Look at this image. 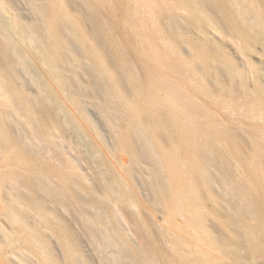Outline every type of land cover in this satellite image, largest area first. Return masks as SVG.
<instances>
[{
	"label": "bare ground",
	"instance_id": "bare-ground-1",
	"mask_svg": "<svg viewBox=\"0 0 264 264\" xmlns=\"http://www.w3.org/2000/svg\"><path fill=\"white\" fill-rule=\"evenodd\" d=\"M23 1L35 7L42 25L24 21L11 0H0V13L13 15L9 28L18 42L48 81L61 92L71 91L67 101L80 125H90L84 113L88 100L81 88L94 86L89 102L99 107L113 135L109 154L115 160L118 154L128 159L117 161L122 175L113 171L112 180L104 182L106 190L90 195L77 183L87 179L76 172L75 163L68 156L65 163H58L54 146L43 141L54 139L55 130L62 138L63 130L56 119L63 109L57 105L53 111L46 105L56 99L48 83L41 95L26 94L8 71L14 63L0 62V215L8 219V224L2 220L5 227L0 222V264H74V255L81 256V241L71 229L56 224V207L68 212L71 224L79 227L97 254L111 252L115 261L117 250L129 251L130 264H227L225 260L240 264L242 258L235 256L239 252L247 253L246 259L248 255L264 258V90L259 78L258 86L248 93L244 72L206 38L207 30L231 38L243 56L260 44L264 58V0ZM79 1L81 8L71 10L72 3ZM182 10L187 13L186 29L190 26L196 36L188 42L189 56L201 68L183 63L181 44L186 42L175 20ZM120 13L126 16L127 30L118 34L115 15ZM2 33L0 39L12 46ZM0 51L7 59L9 52L1 41ZM247 64L254 74L250 61ZM81 72L89 85L79 79ZM206 77L217 83L225 79L228 85L222 91L227 95L213 93ZM196 94L215 104L222 100L220 105L236 122L235 117L242 116L257 124L249 138L253 141L249 158L239 146L238 134L216 120ZM225 96L229 101L224 103ZM36 114L39 120L34 124L31 118ZM40 126H46L47 132H39ZM135 176L142 179L149 199L147 206H141L161 214L163 223L182 233L171 229L160 233L169 246L166 261L156 240L139 243L134 252L117 230L119 220L130 224L119 204L139 206L132 186ZM94 194L110 205L96 204ZM220 201L227 206L223 213L213 209ZM45 202L52 205V219L48 209L44 211ZM207 203L212 207L206 208ZM208 217L224 231L219 239L206 225ZM174 219L180 223H173ZM52 238L59 243L60 257L49 252ZM81 259L88 264L83 255Z\"/></svg>",
	"mask_w": 264,
	"mask_h": 264
},
{
	"label": "rangeland",
	"instance_id": "rangeland-1",
	"mask_svg": "<svg viewBox=\"0 0 264 264\" xmlns=\"http://www.w3.org/2000/svg\"><path fill=\"white\" fill-rule=\"evenodd\" d=\"M11 2L13 3L15 10L17 11V14L24 21H27L28 23H33V22L39 23L40 22L39 21L40 17L37 16L38 14L34 10L35 7L32 8L33 5L29 6V4L27 3L28 4L27 5L26 2L23 0H11ZM81 3H82L81 1L76 2V3H72L75 6L73 5L72 8H70V9L73 11H74V9L75 10L80 9ZM77 4H79V5L77 6ZM82 6H84V5L82 4ZM78 7H80V8H78ZM84 7H82V9ZM207 8L210 9L211 7L208 6ZM82 9L80 11H82ZM84 10H85V8L83 9L82 12H86ZM177 15H178V17L175 18V20L177 21L178 26L180 28H182V32L184 35V37L183 36L182 37H183L184 41L186 42V44L185 43L181 44L182 45L181 47L183 50L182 55L184 57L183 63L197 64L198 66H200L201 65L200 63L192 60L191 55L189 56L190 53H189V47H188L189 43L188 42L193 40L192 38H194L196 36H195V32L192 29H190L191 28L190 26H188L189 29H188V27L186 29V25H188V24H186V21H184V20H186L185 18L187 16V13H185V11L182 10V11H177ZM12 16L13 15L11 13L10 14L0 13V31H2L3 32L2 34L5 35L7 37V40H9V42L12 43L11 44L12 46H9L5 40L0 39L2 44L7 47V50L9 52L8 54L6 53L7 59L4 60L3 59L4 57L2 56V53L0 51V59H1L0 62L3 64V61H4L5 62L4 64H6L7 61L10 60L11 63H14L12 67L8 68V69H10L8 71L10 72V75L15 78L16 83L21 84L20 86H23L25 88L24 91L26 94L29 93V95H31V96L36 95V94L41 95V93H39V92L42 91V89H41L42 86L44 84L48 83L47 86L48 87L50 86L49 89L52 90L50 92L54 93V98H56V99L53 102L51 101L52 103L46 102V105L48 106V108H50L53 111L56 110L57 105H59L63 109L62 111L56 113V119H57L59 125H61L63 130L61 132L62 138H59L58 133H56L57 132L56 130H55V138L54 139L44 137L43 141L45 143V146H47V145L49 146V144L52 145L50 147L56 146L55 148L53 147V153H54V156L56 157L58 163H60V164L63 162L65 163L66 162V156H68L70 158L69 159L70 163L71 162L75 163V166L78 168L76 170V172H78L79 174L85 175V177L87 179V181H83V182L80 181L77 183L81 187H83L87 191H89L90 195L93 194V192H95V191H98L101 193L103 191V188L105 189V183H104L105 180L106 181L108 180L109 182L112 180L111 176L113 175V171L117 176L119 174L120 175L123 174L121 172L119 166H118L117 161H120L122 159H124V160L128 159V157H126L124 154L121 156L118 154V156L116 157V160H115L109 154V150L112 149V144L114 142L113 141L114 138H113L111 131H109L110 129L107 126L106 121H105L103 115L101 114L99 107L97 105L89 102V98H92L94 93L96 92L94 86H90L89 88L86 87V90L81 88V91L85 95L86 100H88L87 101L88 103L86 102V104H85L84 113H85L88 121L90 122V125L89 124L86 125L83 123L80 125L79 120H78L79 122H76L73 119L74 115L77 118V113H76V111H74V109H73L74 107L72 106V104L69 101H67L71 95V91L64 90L61 92L57 89V87L53 83L48 81V78L44 74V72L41 69V67L39 66V64L35 61V59L32 57V55L26 49V47L22 43L18 42L17 37L15 36L14 32L12 31L11 28H9L11 26ZM125 17L126 16L122 13L115 15V18H117L118 24H116V29L114 30V32L119 34L122 31L127 30V27L125 29L126 25L123 23V20L125 19ZM111 21H113V19H111ZM115 21H116V19H115ZM39 24H41V23H39ZM118 29H119V31H118ZM86 31H88V29ZM199 35L201 36V34H199ZM206 38H207V40L211 46L218 44V46H220V48H221V51L233 61L234 66H237V68L240 71L244 72L243 76L246 75V77L244 76L246 79V81H245L246 86L245 87H247L248 93L250 92V90H254L258 86L257 81L259 78H260V80L258 81V82H260L259 86L261 85V87H263V90H264V58L262 56V48H263L262 45L257 44L251 49L250 52L246 51V54H245L246 57H245V56H243L244 54L239 49L240 48L239 44L235 43L231 38H228L226 36H220L217 33L212 32L210 30H207ZM120 39L122 40V38H120ZM122 41L124 42V40H122ZM89 44L91 45V41ZM247 57H248V59H247ZM249 61L252 64V66L254 67V72H255L254 74L251 73V70H249V66L247 64V62H249ZM146 62L149 65L153 66V68L156 69L157 71L159 70V69H157L158 67L154 63H152L148 60ZM14 66H15V68H14ZM13 68L15 69V71L13 70ZM137 68H139V65H137ZM200 68H201V66H200ZM255 74L258 77H255ZM78 77L85 86L89 85V83H88L89 78L87 75H84L83 72L78 74ZM170 77H171V79L178 81L177 75L171 74ZM206 80H207L206 85H208V87L213 91V93H215L216 95L218 93H220L222 95L223 94L227 95V93L225 91H222L223 89L225 90V88L228 85V83L225 79L221 80L220 83L215 82L210 77H206ZM234 80H233V82L237 86V84H238L237 78ZM222 95H221V97L224 98V95L223 96ZM42 97L46 98V96H42ZM196 98L199 102H202L203 104L207 105L210 108V110L214 113V117L216 120H218L220 123L226 124L227 126H229L233 131H235L238 134L239 146H240L242 152L244 153V155L249 158L253 152V143H252L253 141H251L249 138H250V135L252 133L254 134L257 131V129L253 128V127H256L257 124H254V122L250 121L249 119H245L242 116H241L242 118L240 116L235 117V118H238V122L240 121L239 123L236 122L233 119V116L229 115V112H227L226 109L223 108L224 104H223V106L220 105L221 103H223L222 100H221V103L215 104V103H212L211 100H208L207 98H205L199 94H196ZM225 98H226V96H225ZM65 101H67V102H65ZM226 101H229V100L226 98V99H224V103ZM58 102H60V103H58ZM235 109L237 110V107ZM238 109L240 112L242 111L241 108H238ZM72 114H74V115H72ZM31 120L34 124H36V122H38V120H39V115L36 114V115L32 116ZM91 124L93 125L94 128L92 127ZM38 131L41 133L47 132V127L46 126H40V127H38ZM216 147L219 149L222 148V146H220V145L216 146ZM263 161H264V159H263ZM55 164L57 165V162ZM75 173L74 172L72 173V175H74V176H72V178H76L77 173L76 174ZM47 175L50 176L51 174L47 173ZM132 186H133L135 193L137 194V200L139 202V206L137 208H131L125 204H119V208L122 209L123 213H126L127 218L130 221V224H129V226H127V225L123 224L122 221L119 220V223L121 222L122 224L120 223L121 227L118 228L117 230L119 231V234H121L122 239L125 241L126 245L129 248L133 249L134 252H137V246L139 245V243L147 242V243L153 244L154 241L156 240L157 245L156 244L155 245L159 246L161 251L164 250L163 251V253H164V259L163 260L166 261L167 257L169 256V246L167 245L163 236L160 235V233L162 231H164L165 229H166V232H169L168 229H171L177 235H182V233L179 232L176 228L175 229L170 228V224L163 223V221L160 217L161 214H159L157 212H155V213L151 212L148 207L143 208L141 206V204L147 206L149 199H148L145 187L143 185L142 179L139 176L134 177ZM72 187L74 190L76 189L75 184H73ZM217 188L218 187L215 186L216 191H218ZM76 191L78 193H81L82 189L77 188ZM6 192H8V191L6 190ZM97 196L98 195H95V194H94V196H92L94 199V202L96 204H98V205H100V204L110 205L109 203H107V200L98 199ZM210 207H212L211 204L207 203L206 208H210ZM44 208H45V210H44L45 213L48 209L49 212L47 211L46 214L49 215V213L52 210L51 203L45 202ZM226 208H227V206L222 201H220V203L217 205L216 204L213 205V209L215 211L217 210L220 213H223L226 210ZM55 210H56L55 216L57 218H54L56 220H54V219L53 220L57 221L56 224L59 227L62 226L61 228L71 229V231H73L77 235L79 241H81V244H80V250L82 251L81 256L83 255V257L86 258V260L88 261V264H130V262H129L130 258L127 256V255H129L128 254L129 251H127V253H126L124 251H118L117 250V252H115L116 254L114 253L116 258H117L116 261L113 259L114 256L112 255L111 252L105 251V254L103 256H100L99 254H97L87 244V241L82 236V234H81L82 232L79 229V227L75 226L74 224H71L70 217L68 216V212L62 210L59 207H56ZM3 217H4V219H3ZM49 217L52 219V215L51 216L49 215ZM0 219H1L0 222L2 225H4L5 223L8 224V219L6 218V214L0 215ZM2 220H3V222L6 220L4 224H3ZM207 220L208 221H206L205 223H206V225L208 224V228L210 229V232L211 233L213 232L212 233L213 236H215V237L218 236V237H216V239H219L222 235L225 234V233L223 234L224 231L218 225V223L212 219V217H208ZM114 222H117L116 219H114ZM173 223H180V220L174 219ZM69 225L71 227H69ZM5 226L6 225H4V227ZM51 240L53 241V238ZM53 242H54L53 248H52V250H49V252L55 258L62 256L61 255L62 252H61V248L59 246V243L56 240ZM55 242H57V243H55ZM237 252L238 251H234L233 254H236ZM240 254L243 255L244 252H239L238 254L235 255L236 257H240V259L242 258L240 260V264H264V258H262V257L256 256V258H257L256 259L255 256L252 257V256L248 255V258L246 259L247 253L244 254V256L246 255L245 257H242V255L240 256ZM81 256L78 257V255H76V254L74 255V258L76 260V261H74V264H82ZM165 256H166V258H165ZM250 258H252L253 260ZM13 260L15 262H18L17 259H13ZM225 261L227 264H234L231 260H225Z\"/></svg>",
	"mask_w": 264,
	"mask_h": 264
}]
</instances>
